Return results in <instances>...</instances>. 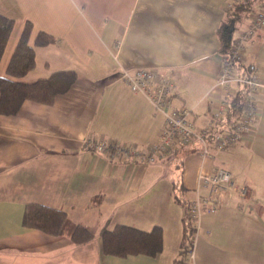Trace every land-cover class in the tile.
I'll use <instances>...</instances> for the list:
<instances>
[{"label": "crops", "instance_id": "crops-1", "mask_svg": "<svg viewBox=\"0 0 264 264\" xmlns=\"http://www.w3.org/2000/svg\"><path fill=\"white\" fill-rule=\"evenodd\" d=\"M234 1L0 0V12L15 19L1 75L28 20L32 44L39 30L56 41L36 47V67L24 79L61 69L78 73L53 103L25 100L17 113H0V264H175L185 211L174 184L182 181L193 198L200 173L219 167L229 169L236 184L249 186L251 197L227 189L218 209L204 213L195 264H264V90L256 95L260 117L254 130L215 156H199L197 139L148 164L83 146L87 136L142 148L159 140L164 115L116 77L122 67L156 68L172 77L178 86L174 104L192 108L195 123L206 126L210 99L221 95L213 90L222 65L216 29ZM246 44L243 62L258 67L264 81V28ZM97 194L103 199L93 203ZM31 201L63 208L89 225H159L163 249L156 256H116L102 251L100 234L77 245L68 236L25 227Z\"/></svg>", "mask_w": 264, "mask_h": 264}, {"label": "built area", "instance_id": "built-area-1", "mask_svg": "<svg viewBox=\"0 0 264 264\" xmlns=\"http://www.w3.org/2000/svg\"><path fill=\"white\" fill-rule=\"evenodd\" d=\"M262 28L264 2L252 13L249 24L234 36L229 52L222 54V65L213 85V90H219L221 95L216 100L210 99V119L206 126L199 127L195 123L192 108L174 104L178 86L172 77L156 68L122 67L116 77L132 91L144 93L164 115L165 122L159 140L142 148L137 144L87 136L83 139V146L89 150L106 153L110 158H124L144 164L156 162L184 149L196 139L201 144L196 152L202 158L215 156L218 152L233 147L242 139L245 132L254 130L255 123L260 117L256 99V95L264 90L260 70L252 66L241 73L235 63L243 62L247 49L246 42L253 39ZM243 85L247 87L248 93L240 117L230 126H218L219 121L226 115L232 98ZM201 187H206L208 193H201ZM227 189L236 191L242 198L251 197L250 187L236 184L232 172L227 168L219 167L212 174L200 173L196 193L190 199L188 207L191 226L189 247L180 264H195L196 243L202 229V217L205 212H215L218 209L221 195Z\"/></svg>", "mask_w": 264, "mask_h": 264}, {"label": "trees", "instance_id": "trees-1", "mask_svg": "<svg viewBox=\"0 0 264 264\" xmlns=\"http://www.w3.org/2000/svg\"><path fill=\"white\" fill-rule=\"evenodd\" d=\"M264 0H236L225 12V16L216 29L220 40L219 52L226 54L230 50L235 31L256 10ZM15 25V19L0 12V63L3 58L10 35ZM33 23L28 20L23 28L18 43L9 60L5 75L0 74V113H17L25 100H33L51 104L58 94L71 89L77 80L78 73L74 69H61L49 76L27 81L24 77L36 67V47L46 46L56 41V37L44 30L37 32L34 43L30 41ZM235 66L241 73L253 65L236 62ZM248 90L241 86L232 98L226 115L219 121V125H232L241 115ZM175 199L184 206V230L175 264L185 257L191 235L188 219L190 199L185 196L186 188L182 181H176ZM102 194L95 195L93 203H99ZM23 225L37 228L51 235L68 236L75 244H85L101 236L102 251L105 254L129 256L135 254L158 255L163 249V229L156 225L151 230H144L134 225L117 223L110 228L108 225H89L82 221L73 220L63 208L50 206L41 202H27L23 214Z\"/></svg>", "mask_w": 264, "mask_h": 264}, {"label": "rangeland", "instance_id": "rangeland-1", "mask_svg": "<svg viewBox=\"0 0 264 264\" xmlns=\"http://www.w3.org/2000/svg\"><path fill=\"white\" fill-rule=\"evenodd\" d=\"M194 194V191L190 188V189H186V193H185V196L187 198H191Z\"/></svg>", "mask_w": 264, "mask_h": 264}]
</instances>
